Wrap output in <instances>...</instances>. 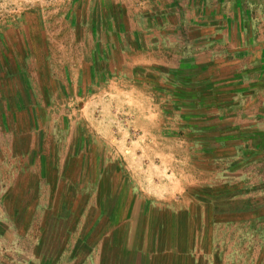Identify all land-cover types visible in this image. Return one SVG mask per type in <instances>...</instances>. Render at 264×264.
Segmentation results:
<instances>
[{"label": "rangeland", "instance_id": "obj_1", "mask_svg": "<svg viewBox=\"0 0 264 264\" xmlns=\"http://www.w3.org/2000/svg\"><path fill=\"white\" fill-rule=\"evenodd\" d=\"M21 88L42 128L29 175L0 161V264H138L153 201L264 264V0H0V89Z\"/></svg>", "mask_w": 264, "mask_h": 264}, {"label": "crops", "instance_id": "obj_2", "mask_svg": "<svg viewBox=\"0 0 264 264\" xmlns=\"http://www.w3.org/2000/svg\"><path fill=\"white\" fill-rule=\"evenodd\" d=\"M215 27L204 25L195 27L200 32L199 36L195 38L197 41L194 49L199 51L195 55L196 63L201 66V69L204 67L209 69V65L220 63L215 58L206 59L202 50V48H208L207 44H202L204 40L205 43H209L214 39V35H204L203 32ZM238 32H242L240 27ZM215 33H219V30H215ZM176 42L178 44V41ZM215 42L221 44L222 41L216 40ZM237 49L228 52L224 59L225 63H234V61L242 59L241 56L238 57ZM178 53L184 58H188L190 51L187 50L186 46ZM234 77L246 80L248 74L237 72ZM38 106V101L34 98L31 89L21 88L19 91L0 89V151L7 153L0 161L8 164L9 169H6L8 174L27 176L32 172L30 169L32 167L34 146L37 135L42 128L35 113ZM15 160H20L22 165V168H19L18 171L16 164H14ZM157 202L153 201L148 214L143 217V219H153L154 226L145 228L146 233L143 235L142 243L137 248L130 249V251L134 250V253L140 257L138 264H224L220 261L221 249L218 247L213 248L209 244V239H211V242L212 240H218L219 233L218 230H212V235L209 234L207 211L204 215L188 216V219L192 223H198L199 227L178 231L176 226L177 211L166 203ZM262 219H264V216L261 215L254 216V218L249 217L248 220L256 222ZM3 220V222H6V219ZM237 220L240 219L234 217L231 219L220 218L216 219V224L219 226L230 222L235 223ZM10 229V221H8V232ZM181 240L185 242H181ZM124 250L129 249L124 248Z\"/></svg>", "mask_w": 264, "mask_h": 264}]
</instances>
